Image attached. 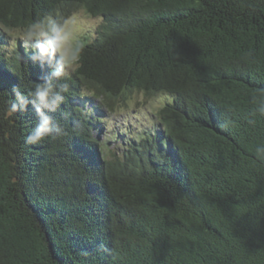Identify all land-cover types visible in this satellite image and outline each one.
I'll list each match as a JSON object with an SVG mask.
<instances>
[{
    "label": "trees",
    "instance_id": "16d2710c",
    "mask_svg": "<svg viewBox=\"0 0 264 264\" xmlns=\"http://www.w3.org/2000/svg\"><path fill=\"white\" fill-rule=\"evenodd\" d=\"M77 9L100 22L65 69L49 21ZM132 92L161 100L110 146ZM260 99L264 0H0V264H264Z\"/></svg>",
    "mask_w": 264,
    "mask_h": 264
},
{
    "label": "rangeland",
    "instance_id": "374dc122",
    "mask_svg": "<svg viewBox=\"0 0 264 264\" xmlns=\"http://www.w3.org/2000/svg\"><path fill=\"white\" fill-rule=\"evenodd\" d=\"M99 17H92L86 14L82 9L72 11L69 16L62 19L52 35L53 48L58 51L59 59L64 63L65 69L72 68L74 65V48L78 45V39L85 35H91L98 23ZM8 47L12 46L16 40H24L26 37L18 31H9ZM7 47V48H8ZM161 98H146L139 92H132L126 98L118 101L116 112H107L103 128L108 131L101 138L109 140V145L114 146L118 143L113 137H110L109 132H115L118 124L130 121L133 126H136L141 121H148L151 111H153L160 103ZM90 106V102L85 105V108ZM109 119V121H106ZM122 126V125H121ZM130 126V125H129Z\"/></svg>",
    "mask_w": 264,
    "mask_h": 264
},
{
    "label": "clouds",
    "instance_id": "9594fccd",
    "mask_svg": "<svg viewBox=\"0 0 264 264\" xmlns=\"http://www.w3.org/2000/svg\"><path fill=\"white\" fill-rule=\"evenodd\" d=\"M51 26V31L55 32L57 28V24L55 21H49ZM35 25H30L28 31L25 33L27 36H32V28ZM47 35V33H44ZM52 77L60 78L63 75V69L57 67L52 72ZM33 96L35 101L38 103L35 104L37 109V114L39 117V122L36 124L35 130L30 133L26 140L28 143H37L39 142L46 134L51 133L52 128L50 126V118L44 113L43 109L54 110L58 104L60 97L58 94H52V85H37L35 91L33 92ZM256 111L261 115H264V99H260L257 103ZM58 131V129H57ZM257 156L261 159H264V150L257 148L256 149Z\"/></svg>",
    "mask_w": 264,
    "mask_h": 264
}]
</instances>
